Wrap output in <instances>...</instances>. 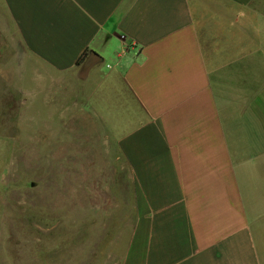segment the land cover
<instances>
[{"label":"crops","instance_id":"1","mask_svg":"<svg viewBox=\"0 0 264 264\" xmlns=\"http://www.w3.org/2000/svg\"><path fill=\"white\" fill-rule=\"evenodd\" d=\"M0 51L105 140L133 210L114 264H264V0H0Z\"/></svg>","mask_w":264,"mask_h":264},{"label":"rangeland","instance_id":"2","mask_svg":"<svg viewBox=\"0 0 264 264\" xmlns=\"http://www.w3.org/2000/svg\"><path fill=\"white\" fill-rule=\"evenodd\" d=\"M28 92L0 74V264H114L133 223L121 172L89 123L60 117L57 93Z\"/></svg>","mask_w":264,"mask_h":264},{"label":"trees","instance_id":"3","mask_svg":"<svg viewBox=\"0 0 264 264\" xmlns=\"http://www.w3.org/2000/svg\"><path fill=\"white\" fill-rule=\"evenodd\" d=\"M101 61V58L93 53V52H89V53H84L82 55V57L78 60L77 64L78 65H87L88 67L93 66L94 64H97Z\"/></svg>","mask_w":264,"mask_h":264},{"label":"water","instance_id":"4","mask_svg":"<svg viewBox=\"0 0 264 264\" xmlns=\"http://www.w3.org/2000/svg\"><path fill=\"white\" fill-rule=\"evenodd\" d=\"M89 69H90V67H88L87 65H84L82 67L81 73H80L81 78H84L86 76V73L88 72Z\"/></svg>","mask_w":264,"mask_h":264}]
</instances>
